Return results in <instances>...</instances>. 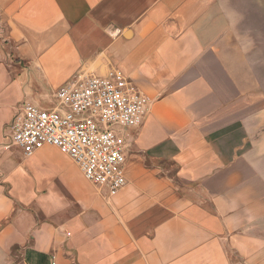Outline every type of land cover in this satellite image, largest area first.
Returning a JSON list of instances; mask_svg holds the SVG:
<instances>
[{"label":"crops","instance_id":"0c3cea01","mask_svg":"<svg viewBox=\"0 0 264 264\" xmlns=\"http://www.w3.org/2000/svg\"><path fill=\"white\" fill-rule=\"evenodd\" d=\"M151 100L116 195L8 127L75 76ZM264 264V0H0V264Z\"/></svg>","mask_w":264,"mask_h":264},{"label":"built area","instance_id":"2783aa9c","mask_svg":"<svg viewBox=\"0 0 264 264\" xmlns=\"http://www.w3.org/2000/svg\"><path fill=\"white\" fill-rule=\"evenodd\" d=\"M150 104L120 71L78 75L55 91L52 107L25 103L8 127L9 137L27 155L58 147L80 164L88 180L116 195L127 184V131L143 124Z\"/></svg>","mask_w":264,"mask_h":264},{"label":"rangeland","instance_id":"374dc122","mask_svg":"<svg viewBox=\"0 0 264 264\" xmlns=\"http://www.w3.org/2000/svg\"><path fill=\"white\" fill-rule=\"evenodd\" d=\"M43 106H51L52 105V102H49V99L43 101L42 103Z\"/></svg>","mask_w":264,"mask_h":264}]
</instances>
